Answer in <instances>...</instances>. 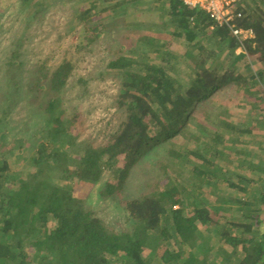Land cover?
Instances as JSON below:
<instances>
[{
	"label": "trees",
	"instance_id": "16d2710c",
	"mask_svg": "<svg viewBox=\"0 0 264 264\" xmlns=\"http://www.w3.org/2000/svg\"><path fill=\"white\" fill-rule=\"evenodd\" d=\"M78 1L84 9L77 18L89 43L110 21L92 17L126 5L117 1L104 7L115 0ZM153 1L165 15L161 29L173 41L185 43L184 54L192 63L170 49L174 43L162 46L148 36L139 38L141 45L151 48L143 51V62L125 56L111 60L106 68L122 78L117 106L125 117L105 144L78 141V118L65 115L62 93L73 68L69 61L50 70L39 68L34 76L29 91L37 92L32 101L46 118L31 165L44 172V178L6 186L9 166L0 147V264H151L150 255L158 264H264V193L255 197L250 187L256 165L242 157V147L231 145L239 147L234 135H250L252 128L232 119L230 108L222 105L219 114L225 119L204 118L216 104L214 97L229 86L241 92L246 103L257 106L264 101V0H240L237 26L252 30L254 37L244 42L246 53L239 54L230 31L215 26L203 11L180 0ZM206 42L213 47L207 54ZM183 64L187 81L182 83L176 76ZM7 67L12 71L17 64L9 62ZM11 80L15 90L18 83ZM211 120L218 122L220 133L207 127ZM187 138L192 144H184ZM167 146L170 165H158L153 191L121 202L130 219L125 232L111 229L87 207L85 197L59 185L73 179L68 165L73 154L81 180L96 184L108 174L99 196L113 200L124 192L143 158ZM235 151L240 155L238 172L226 165L234 164L230 153ZM172 167L186 170L188 178ZM208 190L213 196L221 194L215 201L218 207L209 203ZM232 207L238 213L231 214ZM206 235L216 252L213 259L203 244ZM156 246L163 248L161 254Z\"/></svg>",
	"mask_w": 264,
	"mask_h": 264
},
{
	"label": "rangeland",
	"instance_id": "374dc122",
	"mask_svg": "<svg viewBox=\"0 0 264 264\" xmlns=\"http://www.w3.org/2000/svg\"><path fill=\"white\" fill-rule=\"evenodd\" d=\"M117 1L126 2V5L115 12L109 11L92 17V21H110L105 23L101 36L89 43L83 37V29L77 18L78 12L84 9L78 0H0V131L4 135L0 140V147L9 166L6 172L9 177L6 186L30 185L44 178V172L31 165L40 144L38 131L46 118L44 111L32 101L37 92L29 91L39 68L50 70L61 62L71 63L72 72L65 77L66 85L62 93L63 109L66 117L78 118V141L98 146L109 140L120 128L125 117L124 111L117 106L122 78L106 68L111 60L125 56L143 62L146 59L142 56L143 51L151 48L141 45L139 38L148 36L159 39L162 46L168 47L174 43L170 49L181 59L184 57L186 63H192L191 58L184 54L185 43L182 40L173 41L172 37L161 29L165 15L153 0H115L104 7L112 6ZM115 15L116 18L112 19ZM206 45L207 54L213 47L209 42H206ZM235 53L241 52L237 48ZM9 62L17 64L12 71L7 67ZM179 70L181 73L176 78L183 83L187 81L186 65H180ZM11 79L18 83L15 90L10 84ZM240 93L231 86L218 92L214 97L215 106L205 113L204 118L206 116L212 120L225 119L224 115L219 114L222 105L230 108L232 119L236 122H245L251 126L250 135L238 137L233 134L241 144L239 147L231 145L233 149L242 147V157L256 165L257 169L251 173L255 183L250 189L254 191L252 192L255 197H258L264 193V101L257 106L252 102L246 103V98ZM212 120L207 127L212 132L220 133L222 128L218 122ZM191 141L187 138L184 144H192ZM167 152L168 146L156 148L144 157L131 172L124 192L113 200H103L99 196L108 174L96 184L81 180L78 177L80 163L78 157L73 154H69L68 161L73 179L70 183L63 182L59 185L85 197L87 207L111 229L118 233L125 232L130 228V219L122 207V200L153 191L151 187L159 173L158 165H170ZM230 154V161H234V164L226 165L233 172H238L240 167L237 166V157L240 155L236 151ZM172 168L184 179L188 178L186 170ZM252 192L250 196L253 195ZM206 193L210 195L209 203L218 207L215 201L221 194L213 196L209 190ZM188 208L193 212L192 207ZM236 212L237 210H234L231 214ZM262 215L264 218V210ZM207 236L203 238V244L211 250V258L216 252L211 245L212 240ZM26 246L32 253L31 245ZM157 247V254H161L163 248ZM149 257L151 264H158L154 256Z\"/></svg>",
	"mask_w": 264,
	"mask_h": 264
},
{
	"label": "built area",
	"instance_id": "2783aa9c",
	"mask_svg": "<svg viewBox=\"0 0 264 264\" xmlns=\"http://www.w3.org/2000/svg\"><path fill=\"white\" fill-rule=\"evenodd\" d=\"M186 7L206 13L217 27L227 28L232 37L239 43L238 49L243 52V44L252 39L254 34L250 29L237 26L236 21L242 18V12L237 10L240 0H180Z\"/></svg>",
	"mask_w": 264,
	"mask_h": 264
}]
</instances>
